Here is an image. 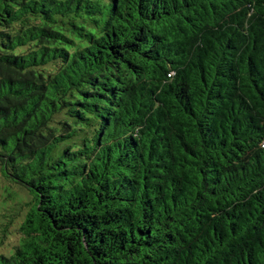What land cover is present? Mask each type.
<instances>
[{
    "label": "trees",
    "instance_id": "16d2710c",
    "mask_svg": "<svg viewBox=\"0 0 264 264\" xmlns=\"http://www.w3.org/2000/svg\"><path fill=\"white\" fill-rule=\"evenodd\" d=\"M0 264H264V0H0Z\"/></svg>",
    "mask_w": 264,
    "mask_h": 264
},
{
    "label": "rangeland",
    "instance_id": "374dc122",
    "mask_svg": "<svg viewBox=\"0 0 264 264\" xmlns=\"http://www.w3.org/2000/svg\"><path fill=\"white\" fill-rule=\"evenodd\" d=\"M28 195L20 187L0 179V255H9L20 234L18 226L22 221Z\"/></svg>",
    "mask_w": 264,
    "mask_h": 264
}]
</instances>
